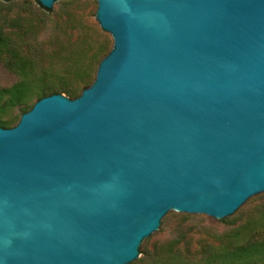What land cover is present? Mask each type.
I'll use <instances>...</instances> for the list:
<instances>
[{"label":"water","instance_id":"obj_1","mask_svg":"<svg viewBox=\"0 0 264 264\" xmlns=\"http://www.w3.org/2000/svg\"><path fill=\"white\" fill-rule=\"evenodd\" d=\"M94 1L91 86L0 128V264H131L168 212L264 194V0Z\"/></svg>","mask_w":264,"mask_h":264},{"label":"rangeland","instance_id":"obj_2","mask_svg":"<svg viewBox=\"0 0 264 264\" xmlns=\"http://www.w3.org/2000/svg\"><path fill=\"white\" fill-rule=\"evenodd\" d=\"M96 9L94 0H56L50 10L35 0H0V91L21 81L6 67L13 53L23 58L30 87L24 100L0 112L5 129L15 127L40 99L59 94L73 100L91 86L113 46L111 36L96 21ZM260 221H264V194L250 198L225 219L170 211L141 243L131 264H191L206 247H217L233 231Z\"/></svg>","mask_w":264,"mask_h":264},{"label":"trees","instance_id":"obj_3","mask_svg":"<svg viewBox=\"0 0 264 264\" xmlns=\"http://www.w3.org/2000/svg\"><path fill=\"white\" fill-rule=\"evenodd\" d=\"M0 37V45H1ZM12 61H5L8 70L18 73L21 81L8 89L0 91V112L6 107L19 103L28 95L29 82L26 80L23 58L13 53ZM0 128H6L0 121ZM264 221L251 224L232 232L226 241L217 247L203 249L200 259L191 264H251L256 260H264ZM177 264H187L179 262ZM189 264V263H188Z\"/></svg>","mask_w":264,"mask_h":264}]
</instances>
